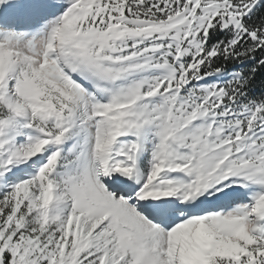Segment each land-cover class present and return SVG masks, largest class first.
Wrapping results in <instances>:
<instances>
[{
	"label": "snow or ice",
	"instance_id": "1",
	"mask_svg": "<svg viewBox=\"0 0 264 264\" xmlns=\"http://www.w3.org/2000/svg\"><path fill=\"white\" fill-rule=\"evenodd\" d=\"M0 264H264V0H0Z\"/></svg>",
	"mask_w": 264,
	"mask_h": 264
}]
</instances>
